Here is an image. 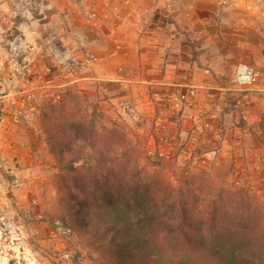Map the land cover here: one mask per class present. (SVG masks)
<instances>
[{
  "label": "rangeland",
  "instance_id": "rangeland-1",
  "mask_svg": "<svg viewBox=\"0 0 264 264\" xmlns=\"http://www.w3.org/2000/svg\"><path fill=\"white\" fill-rule=\"evenodd\" d=\"M90 136L122 147L119 178ZM85 200L90 218L177 200L264 254V0H0V264L117 262Z\"/></svg>",
  "mask_w": 264,
  "mask_h": 264
},
{
  "label": "trees",
  "instance_id": "trees-1",
  "mask_svg": "<svg viewBox=\"0 0 264 264\" xmlns=\"http://www.w3.org/2000/svg\"><path fill=\"white\" fill-rule=\"evenodd\" d=\"M82 124L85 126V122ZM69 132V128L63 130L65 135ZM89 138L92 147L101 156L98 169L108 177L119 178L108 157L121 151L122 147L104 148L102 144L94 142L92 136ZM190 192L197 195L195 190ZM210 193L206 192L208 196ZM103 197L113 198L109 190L103 193ZM176 202H163L166 211L173 212L167 214L158 204L143 208L129 207L127 211L111 209L108 202L99 201L96 214L90 218L89 211L95 206L85 200L81 204L88 209L83 212L82 222L88 231L92 229L94 234L102 236L100 244L111 247L110 256L119 259L114 264H264V254L254 243L234 237L233 232L219 230L208 217L205 220L197 218L192 209L181 208L180 212H176ZM211 209L209 214L216 219V211ZM158 229L166 230L170 235L180 234L185 244L165 252L158 250L151 242L153 233Z\"/></svg>",
  "mask_w": 264,
  "mask_h": 264
},
{
  "label": "crops",
  "instance_id": "crops-1",
  "mask_svg": "<svg viewBox=\"0 0 264 264\" xmlns=\"http://www.w3.org/2000/svg\"><path fill=\"white\" fill-rule=\"evenodd\" d=\"M24 14H26V13H24ZM45 15H46V17H48L50 14H48V15L45 14ZM64 15H66V14H63V13H61V11L56 10L55 13L53 14V17H59V19L63 20ZM17 17H20V20H22V21L19 20L20 25H18V29H21L27 35H33L34 32H37L36 30L39 29L37 26L38 20L35 19L36 17H34V15L28 14V16H27L28 23L27 24H29V25H25L26 23L23 19L24 18L23 14H18ZM40 29L45 32L44 39H48V35L52 32V22L50 20H48L46 23L43 24V26ZM38 33H39V31H38Z\"/></svg>",
  "mask_w": 264,
  "mask_h": 264
},
{
  "label": "built area",
  "instance_id": "built-area-1",
  "mask_svg": "<svg viewBox=\"0 0 264 264\" xmlns=\"http://www.w3.org/2000/svg\"><path fill=\"white\" fill-rule=\"evenodd\" d=\"M18 39L24 40L23 35H19ZM238 77L242 82H250L254 78V72L247 66L240 67Z\"/></svg>",
  "mask_w": 264,
  "mask_h": 264
}]
</instances>
